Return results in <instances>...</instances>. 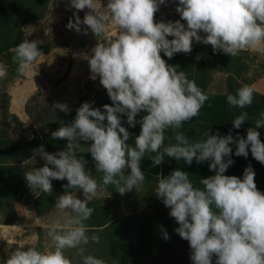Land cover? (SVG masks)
<instances>
[{"label":"clouds","instance_id":"1","mask_svg":"<svg viewBox=\"0 0 264 264\" xmlns=\"http://www.w3.org/2000/svg\"><path fill=\"white\" fill-rule=\"evenodd\" d=\"M165 3L108 0L102 7L96 0H70L72 8L88 11L82 20L74 13L75 22L70 20L68 28L80 32L81 25H86L84 34L90 29L98 37L108 31L109 19L116 26L117 31L99 40L91 55L82 54L90 78L95 81L99 77L112 103L104 104L102 111L92 106L94 101L83 102L71 122L51 133L53 139L67 141L63 150L50 153L43 145L33 149L44 165L24 174L27 185L36 193L51 195L52 181L66 179L65 191L55 206L75 215L64 227L56 223L49 228L50 246L43 250L17 248L4 264H73L65 252L76 248L82 252L81 246L89 242L84 222L94 211L88 203L98 188L114 185L124 195L142 187L146 176L141 163L146 156L153 165H161L165 156L183 159L189 165L194 159L197 163L210 162L214 174L201 178L200 187L194 186L187 171L176 168L167 176L158 174L154 192L177 222L174 231L188 241L193 264H213L214 258L215 264H264V192L257 187L255 171L248 165L242 178L225 174L234 163L232 145L236 156L247 158L250 150L252 157L264 164V141L258 131L264 128V113L247 129L246 137L238 133L233 136L231 129L222 135L208 128L202 133L203 139L190 140L176 130L198 116L209 97L183 70H177L179 64H168L161 56V52L169 59L177 53L190 54L194 41L231 57L244 50L264 52V0H178L180 19L155 21V13ZM40 43L25 38L16 46L21 74H27L39 58ZM254 91L244 84L227 96V103L244 109L252 104ZM53 108L70 111L61 102ZM141 112L146 114L137 120ZM124 116L129 126L140 125L134 144L128 143L133 134L122 123ZM245 121L248 113L242 112L232 120L233 127L240 129ZM169 129L175 132L176 142L165 146ZM82 143L87 147L82 148ZM81 152L91 154L96 172L102 174L100 182L86 170L87 161ZM126 170L130 171L126 174ZM77 190H82L83 199L78 198ZM163 238H170L166 230ZM91 240L99 242L96 236ZM82 264L106 262L87 255Z\"/></svg>","mask_w":264,"mask_h":264},{"label":"trees","instance_id":"2","mask_svg":"<svg viewBox=\"0 0 264 264\" xmlns=\"http://www.w3.org/2000/svg\"><path fill=\"white\" fill-rule=\"evenodd\" d=\"M49 0H0V62L5 61L12 64L11 58L18 46L24 40L23 25L32 20H38L44 17ZM178 0H175L176 9ZM158 12V11H157ZM159 20H177V18L168 14H158ZM171 39V37H169ZM41 52L47 50L38 44ZM161 56L168 64H179L178 71L183 70L189 79L194 80L195 66L198 64L194 53L184 54L177 53L169 59L163 52ZM88 81V80H87ZM86 81V90L83 97L72 103L70 111L62 112L57 117L55 123L42 119V125L32 128V136L29 139L15 138L7 135L4 130L0 129V207L7 213L14 212V202L20 200L30 187L27 185L24 174L33 168H39L44 165V160L34 154L33 149L43 145L45 150L50 153L63 150L67 144L64 139H53L51 133L57 130L63 124L71 122L75 115L76 109L85 101H94L93 107H99L103 111V105L111 104V100L104 89H89ZM196 82V81H195ZM227 90L223 93H213L204 91L202 87L196 84L204 91L209 99L205 102L198 116L191 121L184 122L182 128L176 130L190 138L192 141L203 139L202 133L210 128V132L215 133L217 130L224 135L232 130L233 136H245L247 129L253 127L257 119H261L264 113V96L254 91V99L250 106L244 109L230 107L227 103V96L235 94L237 89L242 86L235 76L228 80ZM242 112L248 113V121H245L240 129L233 127L232 120ZM10 115L17 117L14 113ZM145 112L137 116L140 119ZM7 115V111H5ZM122 123L129 132L132 133L128 143L134 144V138L139 135L140 125L135 127L127 124L126 116L122 117ZM260 139L264 141V128L258 129ZM175 132L171 129L165 132V146L174 144ZM86 148V144H81ZM232 159L234 163L229 166L226 175H236L242 178L244 169L251 165L255 171V182L258 189L264 192V164L258 162L252 157L249 150L247 158L235 155V145H232ZM150 155H155L154 153ZM80 156L86 161V170L100 182L102 174L96 172L95 162L90 153L81 152ZM35 161V163H34ZM209 161L197 163L195 159L192 164H187L183 159L180 161L165 156L161 165H153L149 157H145L141 163L142 171L145 173L146 180L142 187L137 190L126 192L121 195L114 185H101L105 191L111 192V199L105 205L101 202L92 203L94 210L91 215L98 232L99 242L88 243L85 245L86 251L99 252L97 258L103 259L106 264H193L190 259L191 249L187 240L182 239L174 231L178 227L177 222L169 215L170 209L166 207L162 200L155 195L158 174L167 176L176 168L187 171L189 178L194 186L200 187L199 181L214 173L209 169ZM129 172L130 170H126ZM53 191L51 195L38 192L33 198V207L36 215H42L45 212L55 208L56 199L63 194L67 180H53ZM145 192L150 194L151 208L145 210L140 215L137 214H120L117 208L124 203L126 206L134 204ZM10 217H12V215ZM12 219L5 218L4 222H10ZM163 230L169 234V239L163 238ZM40 232V229H39ZM94 245V246H93ZM82 247V246H81ZM83 248V247H82ZM75 253L76 249H70ZM215 264V258L213 259Z\"/></svg>","mask_w":264,"mask_h":264},{"label":"rangeland","instance_id":"3","mask_svg":"<svg viewBox=\"0 0 264 264\" xmlns=\"http://www.w3.org/2000/svg\"><path fill=\"white\" fill-rule=\"evenodd\" d=\"M96 2L106 7L108 0H96ZM174 3L175 0H166V3L155 13V21L160 18L158 14H168L180 19ZM87 11V9L78 11L72 8L70 0H49L43 18L23 25L24 39L40 40L42 43L39 45L46 47L47 50L41 52L27 74L19 72L18 61L12 64L0 62V71L4 72V75L0 76V129L7 135L29 139L32 136V128H39L43 124V118L55 123L63 111L53 108V105L61 102L70 106L82 98L87 80L90 81H87L89 89L106 91L100 84L99 77L95 81L90 78V68L88 62L82 58V54L91 55V49L99 40L110 37L117 29L110 19L106 21L108 31L98 37L90 29L84 34L83 29L87 27L86 25H81L80 32L67 27L70 20L75 22L74 13L82 20ZM191 52L196 57L198 54L201 55L195 66L194 78L204 91L223 93L227 90V80L235 76L239 83L252 86L264 96V52L244 50L239 55L231 57L222 52L214 53L211 45H203L195 41ZM10 108L18 112L17 117L10 115ZM30 191L25 194L26 198H23L24 195L21 200L14 202L15 210L12 214L0 207V221L4 215L5 218L12 219L5 223L6 226L0 223V264H4L9 253L17 248L36 247L43 250L51 245L47 236L49 229L46 226L51 222L57 223L53 218L55 214L49 212L40 216L35 215L31 202L35 192ZM106 195L107 192L102 194L104 197ZM67 220L68 214L60 210V225L66 224ZM18 222L22 223L21 228L13 226V223ZM38 224L43 226V230L39 227L40 232L36 227ZM72 260L73 264H82L78 261V248L73 253Z\"/></svg>","mask_w":264,"mask_h":264},{"label":"crops","instance_id":"4","mask_svg":"<svg viewBox=\"0 0 264 264\" xmlns=\"http://www.w3.org/2000/svg\"><path fill=\"white\" fill-rule=\"evenodd\" d=\"M74 19V18H73ZM75 20V19H74ZM74 29V28H73ZM75 30V29H74ZM256 90V89H255ZM257 91V90H256ZM10 112L11 113H14L16 116H18V112H15V110L13 109V108H10ZM31 191V193H34V191L32 190V189H30ZM33 191V192H32ZM74 192L76 191V190H73ZM97 191H99V193L97 194L96 193V195L92 198V200L88 203V207H90V208H92V206L94 205V204H92V203H96V202H101L102 203V205H105L106 203H107V201H109L110 199H111V192H108V191H106L107 192V195H106V197H104V196H102V194L103 193H106L105 192V190L103 191V189L102 188H98V190ZM101 191L103 192V193H101ZM38 194V191H37V193L35 192V195H32L33 197L32 198H34V197H36V195ZM27 195V194H26ZM26 195L23 197V198H26ZM77 196H78V198H80V199H83V193H82V190H77ZM29 198H30V196H29ZM22 199V198H21ZM20 199V200H21ZM33 200V199H32ZM32 200H31V202H32ZM151 201H152V199H150V194L149 193H147V192H145L134 204H132V205H130V206H126L124 203H121V205L117 208V212L118 213H120V214H137V215H140L142 212H144L145 210H148V209H150L151 208ZM14 204V203H13ZM61 209H58L57 207H55V208H53V209H51V210H49V211H47V212H45V213H49V212H51L52 214H55L54 215V220L55 221H57V223H59L60 224V222H59V211H60ZM32 211H34V214L36 215V213H35V210H34V207H33V202H32ZM65 211V213H67L68 214V218H70V217H73L74 215H75V213H73V212H71L70 210H64ZM38 216H40V215H38ZM38 218V217H37ZM4 220V217H2L1 218V221H0V223L2 224V226H6V224H5V222L3 221ZM15 221V220H14ZM53 221V220H52ZM85 225H86V229H87V232H86V234L89 236V242H88V245H90L91 243L93 244V243H95V241H93V240H91V237L92 236H96V237H98V235H99V233L98 232H96V231H94V229L96 230V229H99L100 227H98V226H96L95 227V223H94V221H93V218L91 219V218H89L88 220H86L85 222ZM34 225V224H33ZM38 225H40V226H38ZM36 227L38 228V229H42L43 230V226L41 225V224H38ZM53 224H52V222H51V224L50 225H48V226H46V227H48L47 229H49L51 226H52ZM66 224H63L61 227H64ZM13 226H16L17 228H21L23 225H22V223L21 222H18L17 224L16 223H13ZM40 227V228H39ZM31 232V231H30ZM34 232L35 231H33V234H34ZM31 235H32V232H31ZM36 237H38L37 236V234H36ZM50 240V239H49ZM94 246V245H93ZM83 247V248H82ZM82 249H83V251L81 252V249L80 248H78V261L79 262H83V257L84 256H87V255H93V256H95V257H97V256H99L100 255V253L99 252H96V251H94V252H91V253H89V251H86V248H85V245H82ZM68 257H70L71 259H72V257H73V251H71L70 249H67L66 250V253H65ZM71 254V255H70ZM99 258V257H98Z\"/></svg>","mask_w":264,"mask_h":264},{"label":"water","instance_id":"5","mask_svg":"<svg viewBox=\"0 0 264 264\" xmlns=\"http://www.w3.org/2000/svg\"><path fill=\"white\" fill-rule=\"evenodd\" d=\"M11 61H12V62H17V61H18V60L16 59V53H15V52H14V54L12 55Z\"/></svg>","mask_w":264,"mask_h":264}]
</instances>
